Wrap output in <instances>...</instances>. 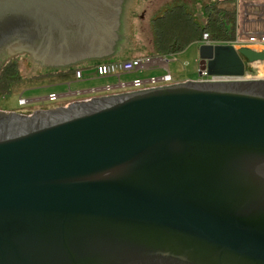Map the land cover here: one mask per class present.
<instances>
[{
    "label": "water",
    "instance_id": "1",
    "mask_svg": "<svg viewBox=\"0 0 264 264\" xmlns=\"http://www.w3.org/2000/svg\"><path fill=\"white\" fill-rule=\"evenodd\" d=\"M132 4L96 62L118 59ZM56 10L0 0V45ZM257 61L200 45L209 76L235 79L0 113V264H264V80L244 77Z\"/></svg>",
    "mask_w": 264,
    "mask_h": 264
},
{
    "label": "rangeland",
    "instance_id": "2",
    "mask_svg": "<svg viewBox=\"0 0 264 264\" xmlns=\"http://www.w3.org/2000/svg\"><path fill=\"white\" fill-rule=\"evenodd\" d=\"M216 1L218 0H133L122 50L120 52L118 59L105 61V62L80 64L75 66L73 69L75 68L86 69L99 63L119 62L134 58H142V57L154 58L156 57L157 54L152 48L151 21L154 18H157L165 10L175 5H183L195 16L196 21L201 22L204 6L208 4H212ZM241 1L242 2L240 3V8H239L240 13L238 14L240 17L238 22L239 25L236 23V30H242L244 28L246 29V26L242 27L243 25L242 21L244 19L243 5L245 3L251 2L244 0ZM255 3L262 5L264 3V0L257 1ZM260 7L264 9V7L262 6ZM227 8L230 9L231 7H227ZM250 19L255 20L256 17L250 15L248 17V20ZM252 24L253 25L249 24L248 28L255 26L258 27L257 29L264 31V16L260 18V22H253ZM261 34L264 35V33ZM249 49L255 51V48H249ZM175 57L176 60L179 62L169 64L170 69H174L175 67H177V73H173L174 76H179L180 78H188V81H195L199 79L198 76L199 46H195V44L189 45L183 52L177 54ZM14 61L18 65V69L20 71L23 81L18 84H14L11 88L10 94L0 96V113L21 114L27 116V114H33L37 111L52 110L59 107H63L64 105L68 106L73 102L80 100L83 101L86 99V97H91L92 95H95L92 92H90V90L101 89L104 86H106V84L109 83V82L99 81L98 79L101 78H96L93 73L89 72L86 75L88 76L90 74L91 76L89 78L92 79H90L89 83H87V85L91 87V89H88L89 92H87V94L81 93L77 95L78 97H74V101H62V99H60L58 103H49L46 100V98L50 92H55L53 94L59 95L60 97V94H64L68 92L74 93L77 91L86 90V88L83 89L84 88L83 80L75 81L72 74L71 73L68 74L67 73L68 70L65 69L53 70V69L44 68L38 64H35L27 56H23V55L18 56L14 58ZM167 61H171V60H167ZM248 65L249 64L245 62L246 75H251V74L256 75L258 73L260 75H264V66H261L258 71L257 70L251 71ZM59 71L64 72L65 74L63 76H54L51 78L41 77L42 75L49 73H53L54 75H56L57 72ZM121 80L123 81L127 79L124 76H122ZM114 81L115 83L117 82V80L114 79L112 80V83H114ZM68 83L69 86L67 85ZM36 86H41V87L38 90L32 92L29 91L30 88H34ZM117 92L118 91H115L114 93ZM111 94L113 93L100 92L96 95L102 97ZM20 96H22L21 98L27 101L33 97H43L45 99L43 103L31 104V105H29L30 104L29 101V104L24 107L25 109H21V107H19L18 105V98H20Z\"/></svg>",
    "mask_w": 264,
    "mask_h": 264
},
{
    "label": "flooded vegetation",
    "instance_id": "3",
    "mask_svg": "<svg viewBox=\"0 0 264 264\" xmlns=\"http://www.w3.org/2000/svg\"><path fill=\"white\" fill-rule=\"evenodd\" d=\"M57 10L47 13L35 35L22 31L19 38L8 37L0 45V70L14 60L13 54L29 57L44 68L70 70L75 66L95 63L113 45L118 46L117 27L113 12L120 0H46ZM115 31L116 37H113ZM82 33L85 39L69 41L66 33ZM112 39V41H108ZM78 48V49H77ZM105 57V56H104ZM107 58V56L105 57Z\"/></svg>",
    "mask_w": 264,
    "mask_h": 264
},
{
    "label": "trees",
    "instance_id": "4",
    "mask_svg": "<svg viewBox=\"0 0 264 264\" xmlns=\"http://www.w3.org/2000/svg\"><path fill=\"white\" fill-rule=\"evenodd\" d=\"M236 23V0H218L205 5L201 22L196 21L195 16L185 6L175 5L151 21L152 48L156 55L174 56L189 45L200 46L204 34H208L213 42H232L235 40ZM77 69L80 68L70 69L67 73L73 74ZM64 74L59 71L56 75L49 73L41 77L51 78ZM22 81L17 63L10 60L0 70V96L10 94L12 86Z\"/></svg>",
    "mask_w": 264,
    "mask_h": 264
},
{
    "label": "built area",
    "instance_id": "5",
    "mask_svg": "<svg viewBox=\"0 0 264 264\" xmlns=\"http://www.w3.org/2000/svg\"><path fill=\"white\" fill-rule=\"evenodd\" d=\"M201 45H231L234 48H255V51L259 53H264V35H256L250 34L244 37L239 30H236L235 40L232 42H213L210 41L208 34H204L202 37ZM168 59L165 57H142V58H134L125 61L119 62H107V63H99L92 67L86 69H77L73 74V78L75 81L84 80L87 73H93L96 78H114L117 82L114 85H106L101 89L90 90L93 94H98L100 92L106 93H122V92H130V91H140V90H148L157 87H162L166 85L174 84V78L167 70ZM175 60V59H173ZM251 67L253 71H258L261 66H264V62H254L248 65ZM153 68H161L164 72L158 76H147L144 78H135L130 82H124L121 80L122 76L131 75L135 73H141L145 71H149ZM85 74V75H84ZM254 75V74H251ZM244 75L245 78H258L264 80V75H260L259 73L251 76ZM258 75V76H257ZM91 76V75H90ZM198 81H224V80H232L234 77H226V76H209L206 69H202L200 66L198 67ZM133 89V90H130ZM118 91L117 93H114ZM49 103H58L60 100L59 95L49 94L46 98ZM19 107L23 108L28 105V101L19 98L18 99Z\"/></svg>",
    "mask_w": 264,
    "mask_h": 264
},
{
    "label": "crops",
    "instance_id": "6",
    "mask_svg": "<svg viewBox=\"0 0 264 264\" xmlns=\"http://www.w3.org/2000/svg\"><path fill=\"white\" fill-rule=\"evenodd\" d=\"M241 2H242L241 0H236L237 15L240 13L239 8H240V3ZM260 6L264 7V3L262 5H260V4H256L255 2H249V3H245L243 5V7H244V11H243L244 19L242 21V24H243L242 27H245L246 26V29L245 28L242 29L244 32L242 30H239V31L240 32L242 31L241 33H242V35L244 37H246L247 35H250V34H256V35L260 34V35H262L261 33H264V31H261L260 29H257L258 27H255V26H253L251 28H248L249 24L253 25L252 24L253 22H260V18L262 16H264V9H262ZM224 7L227 8L229 6H224ZM250 15L255 16L256 19L255 20L254 19L248 20V17ZM239 18L240 17L238 15V17H237V24L238 25H239V23H238L239 22ZM195 46H198V45L195 44ZM175 56L176 55H174V56H157L156 55V57H154V58H157V57H165L166 59L171 60V61L168 62L167 70L173 76L175 83H180V82L188 81V78H180L179 76H174L173 75V73H177V67H175L174 69H170L169 68V64H171V63H178L179 62V61L176 60V57ZM173 59H175V60H173ZM249 69L251 71H253L251 69V67H249ZM163 72H164V70L161 69V68H153V69H150L149 71H145V72H141V73H135V74H131V75H125L124 77L127 80H123V81L124 82H128V81H131V80H133L135 78H138V77L144 78V77H147V76H158V75H161ZM89 77H90V74L88 76L86 75L85 78H84L85 80H83V83H84V88L83 89L86 88V90L77 91V92H74V93L68 92V93L60 94V97H61L60 99H62V101H74V97H78L77 95H79L81 93L82 94L83 93L87 94V92H89L88 89H91V87H89L87 85V83H89L90 79H92V78H89ZM93 79H95V78H93ZM98 80L99 81H104V82H109L108 84H112V85L115 84V81H114V83H112V80H114V78H101V79H98ZM108 84H106V85H108ZM67 85L69 86V83ZM40 87L41 86H36L34 88H30L29 91L32 92V91L38 90V89H40ZM53 93H55V92H50L49 94H53ZM20 97H22V96H20ZM94 97H101V96L92 95L91 97H86L85 100H88V99H91V98H94ZM44 99L45 98H43V97H33L30 100H28V104H29V101H30V104L29 105L43 103L44 102ZM80 101H82V100H80ZM21 109H25V108L23 107Z\"/></svg>",
    "mask_w": 264,
    "mask_h": 264
}]
</instances>
